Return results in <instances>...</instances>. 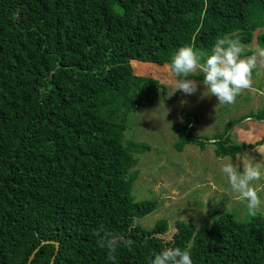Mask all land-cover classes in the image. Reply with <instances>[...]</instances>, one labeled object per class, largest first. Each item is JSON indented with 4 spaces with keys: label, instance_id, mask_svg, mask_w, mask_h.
Masks as SVG:
<instances>
[{
    "label": "trees",
    "instance_id": "trees-1",
    "mask_svg": "<svg viewBox=\"0 0 264 264\" xmlns=\"http://www.w3.org/2000/svg\"><path fill=\"white\" fill-rule=\"evenodd\" d=\"M264 27V0H0V264H113L96 230L130 239L115 264H150L165 247L189 248L193 264H264V214L241 221L229 212L196 226L135 219L155 200L131 195L136 153L123 143L129 113L152 103L158 81L131 62L166 65L178 48L210 52L221 37L248 44ZM264 48V31L257 35ZM203 79V76H193ZM176 150L207 141L235 157L264 143L234 142L233 119L212 137L181 112ZM201 136V137H200ZM38 247V248H37ZM37 248V250H36Z\"/></svg>",
    "mask_w": 264,
    "mask_h": 264
},
{
    "label": "rangeland",
    "instance_id": "rangeland-1",
    "mask_svg": "<svg viewBox=\"0 0 264 264\" xmlns=\"http://www.w3.org/2000/svg\"><path fill=\"white\" fill-rule=\"evenodd\" d=\"M263 31L264 27L257 28L251 42L242 43L248 49L245 55L263 48L257 41V35ZM131 64L137 74L152 77L160 85L152 103L136 107L129 113L123 131V143L131 140L149 147L145 152L135 154L138 161L133 169L138 171V176L133 181L131 195L136 201L157 202L154 210L135 221L150 228L159 219H165L167 231L163 236L169 238L176 220L199 226L209 224L224 212L241 221L248 220L251 216L245 203L231 190L221 166L229 160L241 165L248 159L264 166V143L247 148L235 157L216 156L214 145L209 141L202 148L187 143L182 150H176L174 143L178 140L176 129L183 124L180 116L183 108L197 118L196 134L202 137L221 133L233 119L261 108L264 105V65L258 62L253 71L251 89L238 95L233 104H220L215 96L208 95L199 78L189 77L196 80L198 86L194 94L186 95L180 90L174 91L166 65L135 60ZM229 134L238 143L258 141L264 137V119L247 116L233 125ZM255 183L260 189L261 200L257 213L264 214V179Z\"/></svg>",
    "mask_w": 264,
    "mask_h": 264
},
{
    "label": "clouds",
    "instance_id": "clouds-1",
    "mask_svg": "<svg viewBox=\"0 0 264 264\" xmlns=\"http://www.w3.org/2000/svg\"><path fill=\"white\" fill-rule=\"evenodd\" d=\"M246 47L239 38H218L210 52H200L191 45L181 46L172 55L167 71L174 84V91L194 94L198 83L189 77L202 74V83L208 95L215 96L220 104H233L243 91L252 88V74L258 62L264 65V48H257L245 55ZM242 165V170H241ZM241 165L229 160L222 164L221 171L231 190L245 203L249 216L255 217L261 207L259 187L255 182L264 179V166L248 159ZM97 245L107 250V259L116 261V252L123 245L131 248L133 241L117 235L103 225L96 230ZM150 264H193L189 248L165 247L154 253Z\"/></svg>",
    "mask_w": 264,
    "mask_h": 264
},
{
    "label": "water",
    "instance_id": "water-1",
    "mask_svg": "<svg viewBox=\"0 0 264 264\" xmlns=\"http://www.w3.org/2000/svg\"><path fill=\"white\" fill-rule=\"evenodd\" d=\"M42 243H53L55 245V251H54V254L52 255L51 260H50V264H52L53 260H54V257H55V254H56V251L58 250V243L56 241H53V240H45ZM37 248H36V250H37ZM34 253H35V251H33L32 254L29 256L27 264L29 263V261L33 257Z\"/></svg>",
    "mask_w": 264,
    "mask_h": 264
}]
</instances>
